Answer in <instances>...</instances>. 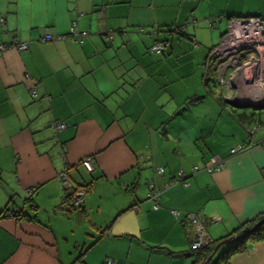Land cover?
<instances>
[{"label":"crops","instance_id":"crops-1","mask_svg":"<svg viewBox=\"0 0 264 264\" xmlns=\"http://www.w3.org/2000/svg\"><path fill=\"white\" fill-rule=\"evenodd\" d=\"M241 16L264 0H0V264H189L186 213L212 241L264 212V116L227 105L209 57ZM73 22L82 42L41 40ZM183 64L204 90H159ZM212 156L224 165L208 172ZM227 264H264V240Z\"/></svg>","mask_w":264,"mask_h":264},{"label":"built area","instance_id":"built-area-1","mask_svg":"<svg viewBox=\"0 0 264 264\" xmlns=\"http://www.w3.org/2000/svg\"><path fill=\"white\" fill-rule=\"evenodd\" d=\"M107 34L111 35V33ZM86 36H88V31L79 29L76 23L73 22L66 34L52 35L45 33L41 40L50 41L69 38L73 42H82ZM167 44V42L156 41L151 45L150 49L152 52L159 53L166 48ZM13 46L22 50L27 47V44L14 41ZM209 57L216 59V73L219 82L223 85L224 92L226 90L225 97L239 102H251L264 98V16H241L229 19L226 30L221 35L218 44L210 49ZM232 88H235L233 90L245 89L247 91L245 94L236 91L234 96H231ZM32 90L33 95H35V89ZM53 126L58 130L63 128L65 124L55 121ZM241 148H244V146L232 149L231 152L238 151ZM82 164L88 170L93 169L89 158L82 160ZM223 165L224 160L212 156L203 169L213 172L222 168ZM200 169L197 165L192 166L193 172ZM158 170L162 172L163 168L159 167ZM60 176L64 182H67L66 171H62ZM176 181L185 182L182 171H179L178 178L173 179L171 183ZM84 194L85 190L82 187H77L70 193V202H72L74 207L82 206ZM148 195L156 201L159 191L150 186ZM62 201L64 202L65 198ZM173 213L176 215L178 211L173 210ZM186 218L193 229V240L190 244V249L196 250L210 241L205 234V223L195 213H186ZM102 264H113V261L106 259Z\"/></svg>","mask_w":264,"mask_h":264},{"label":"trees","instance_id":"trees-1","mask_svg":"<svg viewBox=\"0 0 264 264\" xmlns=\"http://www.w3.org/2000/svg\"><path fill=\"white\" fill-rule=\"evenodd\" d=\"M157 41L167 42L166 40H157ZM165 49L159 53L164 52ZM217 100L221 104L224 103L221 97H218ZM67 198L69 204L72 205V202H70V193ZM75 208H81V207H75ZM17 212L12 211L14 215H16ZM227 237H235L236 239H233L231 241L222 244L220 248H218L216 253L213 255V257L208 261L207 264H217L219 262H223L227 264L228 259L232 255L247 250L249 246L255 241L264 240V212H260L254 218L242 222L232 231H230L226 236L216 240L209 241L208 243L194 250V253H192L193 255L190 254L193 256V258L189 261V264H203V262L208 258V256L213 251L215 244L218 241L225 239Z\"/></svg>","mask_w":264,"mask_h":264},{"label":"rangeland","instance_id":"rangeland-1","mask_svg":"<svg viewBox=\"0 0 264 264\" xmlns=\"http://www.w3.org/2000/svg\"><path fill=\"white\" fill-rule=\"evenodd\" d=\"M226 27V25H223V28ZM202 34V33H200ZM206 36V35H205ZM184 37V36H183ZM207 37V36H206ZM185 39V37H184ZM188 41V40H187ZM191 43V41H190ZM193 43V42H192ZM172 67H175V65H173ZM182 69H178L176 68L175 70H171L172 73L171 74V79L172 82L171 83H166V85L161 86L159 88V90H165V88H173L172 90H174V88H176V90H180V88H182V90H204V86L201 85V72L197 73L195 71V69L193 67H191L189 69V72L186 76H182L183 72L185 71V67L184 64L182 66ZM203 67V66H202ZM209 80H208V88L209 90H219L218 86L215 82V75L214 73L210 72L209 73ZM228 106H230L229 104H227ZM234 110L238 111V112H248L251 113L253 108L251 107H245V108H237V107H232ZM254 111V110H253ZM255 114L256 115H260L261 117L264 116V108L260 109V110H255Z\"/></svg>","mask_w":264,"mask_h":264},{"label":"water","instance_id":"water-1","mask_svg":"<svg viewBox=\"0 0 264 264\" xmlns=\"http://www.w3.org/2000/svg\"><path fill=\"white\" fill-rule=\"evenodd\" d=\"M226 102L234 107H237V108H243V107H251L253 108L254 110H260L262 108H264V98L261 99V100H257V101H251V102H247V103H244V102H239V101H236L234 99H229L227 98L226 99ZM233 239H236L235 237H227L225 239H222L220 241H218L214 248H213V251L211 252V254L208 256V258L203 262V264H207L208 261L213 257V255L216 253V251L218 250V248L228 242V241H231Z\"/></svg>","mask_w":264,"mask_h":264}]
</instances>
